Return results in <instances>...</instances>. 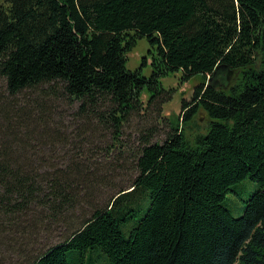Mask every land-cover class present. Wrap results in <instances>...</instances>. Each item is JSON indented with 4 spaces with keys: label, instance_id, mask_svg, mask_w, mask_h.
<instances>
[{
    "label": "trees",
    "instance_id": "obj_1",
    "mask_svg": "<svg viewBox=\"0 0 264 264\" xmlns=\"http://www.w3.org/2000/svg\"><path fill=\"white\" fill-rule=\"evenodd\" d=\"M142 38L148 78L125 67ZM177 72L204 80L181 102L182 124L142 139L129 190L32 264H264V0H0V229L44 188L12 126L33 120L11 97L61 92L117 139L140 93L163 103L158 78ZM200 113L206 128L189 139ZM68 178L50 175L48 199ZM246 180L257 188L234 217L226 198Z\"/></svg>",
    "mask_w": 264,
    "mask_h": 264
},
{
    "label": "rangeland",
    "instance_id": "obj_2",
    "mask_svg": "<svg viewBox=\"0 0 264 264\" xmlns=\"http://www.w3.org/2000/svg\"><path fill=\"white\" fill-rule=\"evenodd\" d=\"M148 49L146 39H138L126 55V69L148 78L153 69ZM158 82L169 91L161 97L165 101L160 103L158 98L147 104L149 92L143 90L141 109L128 113L117 139L107 124L101 126L91 117H82L79 103L69 101L61 92L46 96V87L28 89L9 99L12 108L25 110L33 120L32 125L12 126L18 141L27 140L32 145L28 152L30 162L41 177L36 182L44 188L35 197L38 201L16 213L11 226L6 221L0 229V264H32L79 229L96 209L105 207L120 189L129 190L137 175L140 141L147 138L152 143L162 142L170 124L181 125V102L190 101L194 88L204 80L197 75L186 81L177 72L160 76ZM196 117L199 121H192L183 129L189 139L198 131L203 133L207 125L201 113ZM61 172L69 173L71 188L62 193L61 199L52 201L45 188L47 179ZM256 188L255 183L246 180L237 188L239 198L227 196L226 207L231 208L234 217L242 215L241 200H247Z\"/></svg>",
    "mask_w": 264,
    "mask_h": 264
}]
</instances>
